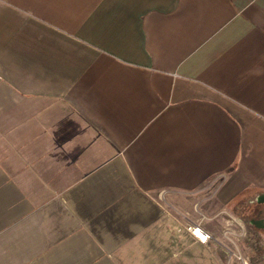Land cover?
<instances>
[{
	"label": "crops",
	"instance_id": "obj_1",
	"mask_svg": "<svg viewBox=\"0 0 264 264\" xmlns=\"http://www.w3.org/2000/svg\"><path fill=\"white\" fill-rule=\"evenodd\" d=\"M263 194L264 0H0V264H264Z\"/></svg>",
	"mask_w": 264,
	"mask_h": 264
},
{
	"label": "rangeland",
	"instance_id": "obj_2",
	"mask_svg": "<svg viewBox=\"0 0 264 264\" xmlns=\"http://www.w3.org/2000/svg\"><path fill=\"white\" fill-rule=\"evenodd\" d=\"M260 206H261V204L250 205V204L246 203V204H243L242 206H240L239 209L232 210V213L234 215H236L237 213H240V214L242 213L243 214L242 215L243 218L245 219V221H247V215L251 214V212H252V214H253V212H257L260 209ZM201 228L206 231L208 226L204 224V225L201 226ZM207 233H209V232H207ZM194 240H196V239L194 238ZM192 241H193V238H192ZM257 244H258V247H262L263 246L262 245L263 243L260 242V241L255 243V245H257ZM210 245H211V248H210L211 250H214L213 248H216L214 241H212ZM192 248L194 249V251H196L197 248H202V246L197 244V245H194V247H192ZM209 258L210 257L208 256L206 264H212L209 261ZM192 264H193V261H192Z\"/></svg>",
	"mask_w": 264,
	"mask_h": 264
},
{
	"label": "built area",
	"instance_id": "obj_3",
	"mask_svg": "<svg viewBox=\"0 0 264 264\" xmlns=\"http://www.w3.org/2000/svg\"><path fill=\"white\" fill-rule=\"evenodd\" d=\"M188 230L202 243H207L211 240V236L199 226H189Z\"/></svg>",
	"mask_w": 264,
	"mask_h": 264
},
{
	"label": "water",
	"instance_id": "obj_4",
	"mask_svg": "<svg viewBox=\"0 0 264 264\" xmlns=\"http://www.w3.org/2000/svg\"><path fill=\"white\" fill-rule=\"evenodd\" d=\"M259 201L264 203V194L261 196ZM262 212L264 214V210ZM252 224H254L257 228L264 230V217L259 220H253Z\"/></svg>",
	"mask_w": 264,
	"mask_h": 264
}]
</instances>
